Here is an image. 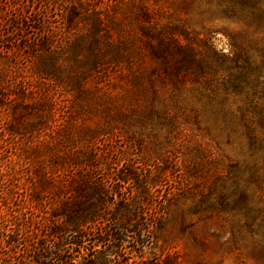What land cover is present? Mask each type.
I'll use <instances>...</instances> for the list:
<instances>
[{"label":"rangeland","instance_id":"obj_1","mask_svg":"<svg viewBox=\"0 0 264 264\" xmlns=\"http://www.w3.org/2000/svg\"><path fill=\"white\" fill-rule=\"evenodd\" d=\"M12 1L0 0V54L6 57L9 54L11 61L9 67L0 71L6 75L8 86L5 89L12 92L7 96L3 91L0 97V103L6 105L0 107V130L6 127L7 131L8 124L19 126L20 135H6L9 141L5 147L16 166L23 165V158L32 153L36 144L35 138L29 135V128H22L36 118L29 113L19 114L20 117L14 119L3 109L19 104L21 99H16L13 92L24 90L28 93L27 100L45 98L51 104L54 119L48 120L45 131L54 135L56 149L61 150L63 136L71 139V151L87 141H94L95 146L112 159L122 156L134 160L142 169L150 166L152 171L165 170V182L169 179L172 184L181 178L179 188L184 190L183 197L178 202L169 201L165 207L168 218L154 251L160 257L159 264H264L259 240H251L239 229L238 217L231 213L233 211L229 208L222 211L218 206L220 193L229 194L232 190L231 180L226 183L224 180L232 170L240 187L246 189L250 203L264 208V203L259 201L260 195H264V146H255V149L249 146L252 142L247 128L239 116L230 114L238 104L231 98H217L212 102L202 99L199 103L186 92L187 100L200 115L194 130L184 126L177 130L171 121L147 115L150 107L162 108V98L171 102L172 87L159 88L160 95L154 98L136 93L131 79L132 74L149 70L156 62L147 46L139 41H143L137 34L139 24L132 21L134 6L142 3L152 14L150 25L177 26L195 41L208 38L213 48L224 54L231 51L230 44H235L257 64L254 73L264 82V0H252L253 9L249 14L245 11L226 13L217 0H93L103 16L110 14L114 18L118 12L116 21L112 24L105 21L104 27L108 25L111 29V41L127 45L123 49L128 56L118 55L111 48L106 29L94 32L90 22L82 21L81 10L71 19V24H66L60 14L65 5L59 0L53 4L16 0L15 5ZM34 8H39L40 15H30L28 22L21 19L26 22L24 31L16 32L11 25L15 21L13 16L21 12L29 14ZM178 30L172 35L185 42ZM46 36L52 37V49L58 58L57 82L44 81L32 74L36 61L27 46ZM69 36L71 52H76L71 53V60L59 51ZM13 39L16 41L11 45L9 40ZM92 55L99 58L100 65L95 70ZM44 104L43 116L49 106ZM177 120L182 122L181 118ZM94 132L107 134L91 140ZM200 140L211 145V157L215 160L199 153ZM204 195H208V199L202 203ZM230 230L236 233L235 238L231 237Z\"/></svg>","mask_w":264,"mask_h":264},{"label":"trees","instance_id":"obj_2","mask_svg":"<svg viewBox=\"0 0 264 264\" xmlns=\"http://www.w3.org/2000/svg\"><path fill=\"white\" fill-rule=\"evenodd\" d=\"M38 1L53 4L57 0ZM59 1L65 5L60 14L66 24H71V19L81 10L79 18L82 21L90 22L94 32L106 29L111 48L118 55L128 56L127 50L123 49L127 45L111 41V29L108 25L104 27L105 21L110 24L116 21L118 12L114 18L110 14V17L103 16L93 0ZM217 2L226 13L245 11L249 14L253 9L252 0ZM15 4L16 0H13L12 5ZM30 15L39 16V8L32 9L29 14L21 12L13 16L15 21L11 25L16 32L23 33V25ZM131 15L132 21L139 24L137 34L143 41L138 40L147 46L149 54L156 60L149 70L132 74L134 91L157 98L159 88L172 87L171 102L162 98V108L150 107L147 115L171 121L177 130L182 126L194 130L200 113L187 100L186 92L199 103L202 99L212 102L217 98H231L239 106L230 114L239 116L247 128L252 142L249 146L252 149L264 146V99L261 94L264 82L255 75L257 64L247 52L230 44L231 51L224 54L216 51L208 38L195 41L177 26L150 25L152 14L142 3L134 6ZM176 29L182 33L185 42L172 35ZM10 35L13 38L14 35ZM51 38L46 36L27 47L36 61L32 74L44 81L57 82L58 58L52 49ZM15 41L9 40V43L13 45ZM17 47L19 49L21 45L18 43ZM59 51L69 60L71 53L76 54L71 52L70 36ZM98 60V56L92 55L94 70L100 65ZM10 65V55L0 54V70ZM5 78L0 71V97L4 95L3 91L7 96L12 93L5 89L8 86ZM69 80L71 85V77ZM13 95L21 99L19 104L3 110H8L14 119H18L19 114L33 113L36 120L22 128H29V135L35 138L36 144L32 153L23 158V165L16 166L5 147L9 141L6 135H20L19 126L8 124L7 131L6 127L0 130V264H159L160 257L154 251L167 222L165 207L169 201L178 202L183 197L184 190L179 188L181 178L172 184L169 179L165 182V170L155 168L152 171L150 166L142 169L134 160L122 156L112 159L96 147L94 141H87L71 151V139L63 136L61 150L56 149L54 135L45 131L48 120L54 119L48 100H27L28 93L24 90L15 91ZM44 103L49 104L45 116L42 115ZM5 106L0 103L1 108ZM99 133L94 132L91 140L107 134ZM22 134L25 135L23 131ZM197 145L199 153L215 160L211 157L209 143L200 140ZM224 180L225 183L231 180L232 190L229 194L220 193L218 206L222 211L227 208L233 211L231 213L238 217L239 229L251 240H259L264 252V208L258 203H250L246 189L240 187L232 170ZM207 199L208 195H204L201 202ZM259 201L264 203V195H260ZM230 231L231 237L235 238L236 233Z\"/></svg>","mask_w":264,"mask_h":264}]
</instances>
